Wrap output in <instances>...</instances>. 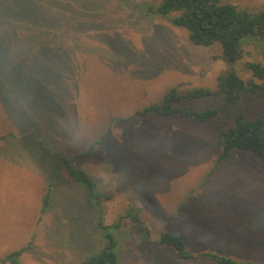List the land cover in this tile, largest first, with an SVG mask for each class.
<instances>
[{
	"label": "rangeland",
	"instance_id": "obj_1",
	"mask_svg": "<svg viewBox=\"0 0 264 264\" xmlns=\"http://www.w3.org/2000/svg\"><path fill=\"white\" fill-rule=\"evenodd\" d=\"M46 1L31 14L22 0H0V264H76L104 244L99 219L116 237L118 264H216L154 243L163 231L191 252L264 261V162L233 150L213 168L222 119L134 114L172 86L215 89L219 45H195L184 28L146 13L157 0ZM40 29L57 36L15 58L19 39ZM243 42L237 68L247 78L246 61L264 62V39ZM239 108L253 117L260 102ZM103 133L73 160L96 182L90 197L57 154L83 152ZM16 250L13 262L6 255Z\"/></svg>",
	"mask_w": 264,
	"mask_h": 264
},
{
	"label": "trees",
	"instance_id": "obj_2",
	"mask_svg": "<svg viewBox=\"0 0 264 264\" xmlns=\"http://www.w3.org/2000/svg\"><path fill=\"white\" fill-rule=\"evenodd\" d=\"M22 1L25 6L21 10L32 14L35 11V0ZM144 10L146 13L165 17L173 26L184 28L188 40L195 45L218 44L224 68L217 77L215 89L196 87L179 91L176 86H172L158 101L143 106L134 114L155 113L161 116L179 114L197 122L222 119L226 125L215 132L212 140L216 154L213 168L230 157L233 150L249 153L264 162V62L246 61L244 67L250 73L247 78L242 77L237 68L238 61L244 53L243 38L258 35L264 39V1L250 4L233 0H157L144 4ZM56 36V33L51 34L47 30L32 31L19 39L13 56L19 60L27 59ZM261 49L264 57V48ZM207 96L212 97L211 106L190 109L176 105ZM251 97L260 102L259 112L253 117H249L239 108L244 100ZM104 135L105 133L83 152L71 156L63 152L57 154L59 164L73 180L87 189L90 197L98 196L95 194L96 182L84 169L74 165L73 160L89 155L92 145L99 143ZM50 193L49 184L42 197V209L48 205ZM98 225L104 244L98 251L76 264H118L117 240L113 231L100 219ZM154 243L173 248L181 258L206 259L216 264H264V261L236 260L208 250L191 252L184 237L174 231L161 232ZM19 253L20 250L11 251L6 257L15 262Z\"/></svg>",
	"mask_w": 264,
	"mask_h": 264
}]
</instances>
